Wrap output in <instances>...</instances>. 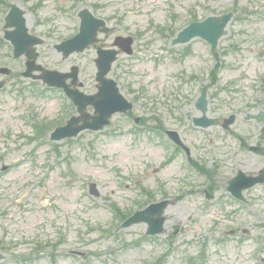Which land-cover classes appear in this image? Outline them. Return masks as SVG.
I'll use <instances>...</instances> for the list:
<instances>
[{
  "label": "rangeland",
  "instance_id": "rangeland-1",
  "mask_svg": "<svg viewBox=\"0 0 264 264\" xmlns=\"http://www.w3.org/2000/svg\"><path fill=\"white\" fill-rule=\"evenodd\" d=\"M180 4L178 9L181 10ZM209 4L222 6L221 11L231 8L225 0H210ZM158 5L162 9L160 15H131L128 17L129 23L132 25L137 19H147L155 21L154 25L169 26L164 2ZM112 9L113 6H109V10ZM45 11L37 0L27 10L29 25L34 31L41 28V14H48L46 17L52 31L47 44L39 47L40 60L48 67L62 69L80 64L85 86L92 88L95 79L91 77L96 70L94 49L69 58L62 57L54 50V44L72 34L70 15L59 16L50 6ZM245 26L236 24L232 30L238 32ZM248 28V39L243 41L242 37H228L222 41V46L218 48L221 53L219 59L211 55L201 39H195L188 44L190 54L185 56L184 52L182 60L176 61L171 60V54L166 52L170 46L169 41L149 38L156 32L154 30L139 43L144 46L138 47L136 44V49L156 52L160 45L166 44L163 56L168 59L158 66L148 59L136 62V69L143 77L131 76L129 79L134 80L136 85L143 83L148 87L150 95L146 94L142 102L136 103L135 115L142 116L144 113L147 116H163L166 129L178 130L188 145L197 146L196 149L193 146L194 155L206 158L209 164L212 159L221 157L223 152L225 155L229 153L231 157V154L239 151L235 148L234 133L245 137L249 144H264V120L244 119L248 111L258 113L264 110V54L261 53L264 47V43H261L264 41V21ZM232 41H239V48L229 47ZM182 48L179 47L180 52L184 50ZM219 61L222 64L217 68L215 79L212 75L200 80L189 78L192 73L200 74L199 69H212ZM183 72L186 74L181 76ZM205 85L210 95V116L223 119L231 112L239 111L231 131L234 133L223 129L220 124L208 129L193 124L192 116L199 115L195 106L196 97L205 89ZM188 94L195 96L193 102L188 104L184 99L186 101L182 105H175V97L186 98ZM38 101L34 103L41 119L59 116L60 109L67 106L55 92L50 93L48 99ZM144 102L147 103L146 107ZM23 103L19 97H13L6 91L0 94V133L4 132L0 152L3 156L2 164L10 165L9 170L1 171L0 164L1 252L8 255V259L14 253H33L39 241L45 242L48 247L34 264H145L158 258L164 250L163 241L145 240L144 223L114 235L115 228L122 220L113 209L117 206L128 212L137 194L141 192L142 184L152 190L159 189L156 191L157 198L162 196L164 190L170 196L185 191L190 180L197 177L194 171H189V166L184 165L187 163L186 157L178 153L168 160L171 155L167 154L171 149L168 143L161 140L158 134L152 135L149 140L141 134L133 133V123L122 114L113 118V128L99 134L86 132L79 139L59 143H25L18 135L23 131L30 132L31 128L26 123V106L22 107ZM7 132H11L10 137H7ZM59 149L60 154L57 151ZM214 150L218 154L213 155ZM242 158L254 162L253 165L250 161L243 164L247 169H254L264 161L263 156L253 154L243 155ZM156 168L160 170L157 172ZM92 182L97 183L101 192L98 197L89 191ZM224 190L222 187L218 192L223 193ZM193 203L179 199L178 203L170 205L166 211L167 232L171 234L176 227H180V234L172 239L176 251L165 264H183L180 258L186 252L198 253L202 250L206 237L203 248L207 256L206 263L255 264L251 242L239 248L237 237L225 233L226 229L235 227L232 219L223 221L225 224L222 226L215 224L218 217H224L221 209L213 206L204 208L200 213ZM192 214L199 216L190 221ZM218 233H221L223 242L218 240ZM159 237L164 239L166 234ZM4 245L7 249H4ZM54 249L55 260L52 253ZM75 251L86 258L72 255ZM2 264L15 263L9 259Z\"/></svg>",
  "mask_w": 264,
  "mask_h": 264
},
{
  "label": "water",
  "instance_id": "water-1",
  "mask_svg": "<svg viewBox=\"0 0 264 264\" xmlns=\"http://www.w3.org/2000/svg\"><path fill=\"white\" fill-rule=\"evenodd\" d=\"M204 102H205V100H204ZM207 102V101H206ZM109 103H110V100H109V98H104L101 102H100V105H101V108H103V107H105V108H108V106H109ZM101 108L99 107V110H100V113H101V115L99 116V118H98V125H95L94 127L95 128H100L103 124H105V123H108V117L111 115V113H109V111L108 110H104L103 112H102V110H101ZM211 122H212V120H211ZM170 201H163V202H161V203H158V204H156V205H152V207H157V209H158V216L156 217L157 219H156V224H158V225H160L161 226V224H162V222H164V217H162L161 215V213H162V211H164V208L168 205V203H169ZM147 219V220H149L150 222H153L152 221V219L150 218V216L147 214V211H141V212H137V214L134 216V217H132V218H130L128 221H126L125 223H124V226H128V225H131V224H133L134 222H138V221H141V220H143V219ZM158 230H160V227H159V229H157V231Z\"/></svg>",
  "mask_w": 264,
  "mask_h": 264
},
{
  "label": "flooded vegetation",
  "instance_id": "flooded-vegetation-1",
  "mask_svg": "<svg viewBox=\"0 0 264 264\" xmlns=\"http://www.w3.org/2000/svg\"><path fill=\"white\" fill-rule=\"evenodd\" d=\"M24 1L25 0H0V56H1V52H2L1 51L2 45H8L11 47L10 41H8L4 37V22H5L7 12L11 8L12 4H14V3L21 5V6H24ZM32 1L33 0H27V5L31 4ZM107 37H109V34H107ZM1 60L2 59L0 57V62H1Z\"/></svg>",
  "mask_w": 264,
  "mask_h": 264
}]
</instances>
